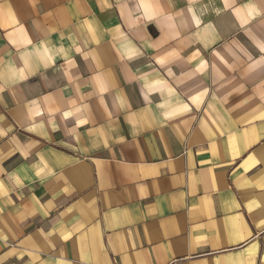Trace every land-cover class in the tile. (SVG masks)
<instances>
[{
	"label": "crops",
	"instance_id": "obj_1",
	"mask_svg": "<svg viewBox=\"0 0 264 264\" xmlns=\"http://www.w3.org/2000/svg\"><path fill=\"white\" fill-rule=\"evenodd\" d=\"M0 264H264V0H0Z\"/></svg>",
	"mask_w": 264,
	"mask_h": 264
}]
</instances>
